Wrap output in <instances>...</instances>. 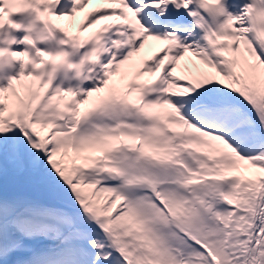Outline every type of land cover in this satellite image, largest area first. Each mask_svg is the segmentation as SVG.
Masks as SVG:
<instances>
[{
    "label": "snow or ice",
    "instance_id": "snow-or-ice-1",
    "mask_svg": "<svg viewBox=\"0 0 264 264\" xmlns=\"http://www.w3.org/2000/svg\"><path fill=\"white\" fill-rule=\"evenodd\" d=\"M0 264H264V0H0Z\"/></svg>",
    "mask_w": 264,
    "mask_h": 264
}]
</instances>
